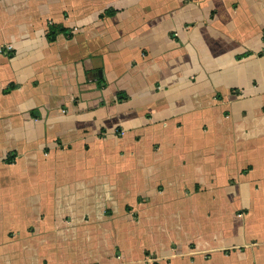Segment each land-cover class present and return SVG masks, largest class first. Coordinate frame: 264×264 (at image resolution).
Here are the masks:
<instances>
[{
  "label": "crops",
  "instance_id": "obj_1",
  "mask_svg": "<svg viewBox=\"0 0 264 264\" xmlns=\"http://www.w3.org/2000/svg\"><path fill=\"white\" fill-rule=\"evenodd\" d=\"M0 264H264V0H0Z\"/></svg>",
  "mask_w": 264,
  "mask_h": 264
},
{
  "label": "trees",
  "instance_id": "obj_2",
  "mask_svg": "<svg viewBox=\"0 0 264 264\" xmlns=\"http://www.w3.org/2000/svg\"><path fill=\"white\" fill-rule=\"evenodd\" d=\"M112 14H113V12H111V11L105 12V15H107V16H110ZM55 33H63L67 38H70L71 37L70 32L68 30L64 29V28H61V27L50 28V31L48 33V39L50 41L53 40ZM88 75L89 74L87 73V77H88ZM12 89H13V85L10 84L3 92L4 93H7V92H9ZM12 161H13V159H11V158H9V160H7V162H12Z\"/></svg>",
  "mask_w": 264,
  "mask_h": 264
}]
</instances>
